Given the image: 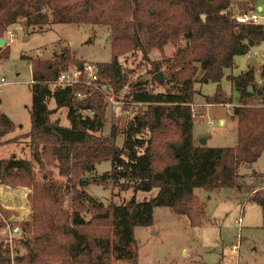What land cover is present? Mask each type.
I'll use <instances>...</instances> for the list:
<instances>
[{
  "label": "trees",
  "instance_id": "trees-1",
  "mask_svg": "<svg viewBox=\"0 0 264 264\" xmlns=\"http://www.w3.org/2000/svg\"><path fill=\"white\" fill-rule=\"evenodd\" d=\"M237 6L247 8V3L0 0V40L14 26L37 32L54 25L109 27L112 60L99 64L100 76L109 79L118 94L126 83L120 57L141 53L155 77L161 63L151 62L149 54L186 41L183 49L165 60L168 78H155V83H165V92L151 90L145 79L129 85L123 108L132 109L133 116L112 125L109 136L101 135L106 125L101 95L82 85L51 88L62 73L72 66L82 68L84 62L71 60L70 53L56 61L31 59L32 128L22 136L30 141V159L0 160V186L19 183L30 190L32 217L21 227L33 236L20 240L26 254L16 252L14 257L0 241V264H139L135 229L152 227L156 208H169L192 228L202 226L207 206L196 195L197 189L254 193L250 199L262 207L264 227V174L252 170V186L238 183L241 168L250 169L264 153V87L257 88L253 68L228 76L240 96L233 108L238 119L236 146H196L193 140L194 84L219 85L236 57L247 55L264 41V26L236 21ZM8 49L0 46V59L8 58ZM199 71L203 74L196 80ZM79 94L85 98L80 100ZM51 100L56 104L54 110L49 108ZM215 101L228 102L220 87ZM60 109L67 111L68 126L51 120ZM85 112L92 115L85 116ZM16 129L0 114V145ZM118 135L125 138L122 147L117 146ZM103 162H111V170L94 180L95 184L121 192L131 190L133 197L128 202L106 206L78 189L84 184L80 181L84 174L95 172ZM52 168L66 181L55 179ZM139 193L148 197L139 202ZM66 196L72 211L63 208ZM84 212L90 213L89 221Z\"/></svg>",
  "mask_w": 264,
  "mask_h": 264
},
{
  "label": "rangeland",
  "instance_id": "rangeland-1",
  "mask_svg": "<svg viewBox=\"0 0 264 264\" xmlns=\"http://www.w3.org/2000/svg\"><path fill=\"white\" fill-rule=\"evenodd\" d=\"M259 6L263 7L259 11ZM233 11V10H232ZM254 8L244 6L236 7L235 14H248ZM256 13L261 17L260 25L264 26V0H257ZM111 31L109 27L95 25H54L50 30L37 32L26 30L20 26L11 27L5 35L9 47L7 59H0V79L4 78L7 85L0 94V114L8 117L17 127L1 139L0 160L11 157L30 159V141L22 136L31 131V106H32V65L31 59L42 61H56L63 54L70 53L71 60L89 64H109L112 60ZM12 37H16L11 42ZM186 46L182 40L178 45H168L164 51H153L148 58L151 62L161 63V71L157 74L160 80L168 78V68L165 62L174 54ZM260 55L264 54V41L252 49ZM259 55V56H260ZM126 77L125 87L120 94L115 92L109 79L101 76L100 90L91 86L97 94L102 96V108L105 112L106 125L101 135L109 136L112 125H120L128 117L133 116V111H126L123 107L124 95L129 90L130 84H136L141 79L150 83L149 88L156 92H165L168 88L165 83L157 82L151 74L152 65L145 60L141 53L130 52L120 57ZM262 58H253L250 55L235 58L231 69L225 70V77L220 84H202L196 82L194 90V105L204 115V119L194 122L193 131L196 141L207 140L208 147H234L237 144V118L233 114V108L239 104V93L228 76H238L253 68L257 88L264 87V79L261 77L263 64ZM73 67V66H72ZM71 67V68H72ZM199 71L196 80L201 78ZM156 75V76H157ZM159 80V81H160ZM165 81V80H164ZM106 86V88H102ZM57 86H51L55 89ZM227 99V104H219L215 101L218 88ZM88 88V86H86ZM102 88V89H101ZM89 89V88H88ZM106 89V90H104ZM90 90V89H89ZM94 91H92L93 93ZM111 95V99L108 95ZM84 99L85 96L78 95ZM229 105V106H228ZM49 108L54 110V100L49 103ZM85 116L91 113L85 112ZM221 119L226 125H220ZM52 121H59L62 126H68L67 111L60 109L52 117ZM213 124L208 125L207 121ZM11 141L9 143H5ZM125 142L123 135H118L116 143L122 147ZM256 170L264 173V154L256 162ZM111 170V162L98 164L95 172L86 173L80 179L84 184L78 185V189L103 202L106 206L114 202L122 204L133 197V192H121L112 186L105 187L95 184L101 176ZM55 179L65 182V178L59 176L58 170L52 168ZM251 170L242 167L240 170L239 184L252 186L250 178ZM42 178L38 172V180ZM30 190L16 183L12 187L0 186V209L12 222L19 226L30 222L32 217L31 203L28 199ZM144 195L139 193L137 201H144ZM196 195L206 204L207 218L201 227L192 228L185 218L177 217L169 208H156L154 213L155 223L150 230V235L138 236V263L139 264H264V227L262 207L250 198L254 193L239 192L237 189H224L221 191L206 192L196 190ZM70 197L64 198V210L72 211ZM86 221L91 219L89 212L83 213ZM33 234L23 233L17 235L13 242L3 241L11 251L26 254V249L20 244V240L31 238ZM19 251V252H18Z\"/></svg>",
  "mask_w": 264,
  "mask_h": 264
},
{
  "label": "built area",
  "instance_id": "built-area-1",
  "mask_svg": "<svg viewBox=\"0 0 264 264\" xmlns=\"http://www.w3.org/2000/svg\"><path fill=\"white\" fill-rule=\"evenodd\" d=\"M261 17L256 13V11H250L248 14L236 16V21L240 24H252L259 25ZM16 37H12L11 42L15 40ZM100 68L96 64L84 63L82 68L72 67L68 71L62 73L58 80L53 84V86L60 87H73V86H88V88L94 92L91 86L95 87L96 90H100L102 84L100 83ZM7 85V81L4 78L0 79V94L2 89ZM102 88H106L103 86ZM101 88V89H102ZM106 90V89H104ZM80 95V94H79ZM81 96V95H80ZM108 97L111 99V95ZM192 118L194 121L204 119V115L200 114L197 110L196 105H192ZM208 125H212L213 121L208 120ZM0 223L2 224V229L0 231V241L13 242L17 235L22 234V229L19 226L12 224L4 213L0 210Z\"/></svg>",
  "mask_w": 264,
  "mask_h": 264
},
{
  "label": "crops",
  "instance_id": "crops-1",
  "mask_svg": "<svg viewBox=\"0 0 264 264\" xmlns=\"http://www.w3.org/2000/svg\"><path fill=\"white\" fill-rule=\"evenodd\" d=\"M238 1H243V2H245V3H247V5H249V7H251V8H254V10H255V7H256V3H257V0H238ZM259 11H262L263 10V7L262 6H259ZM248 55H250L251 57H253V58H259V57H261L262 58V62H260V64H263L264 63V54H262V55H260L258 52H254V51H252V49H251V51L248 53ZM260 55V56H259ZM250 69V68H249ZM249 69H248V71H249ZM202 72V71H201ZM246 73V72H245ZM203 74V73H202ZM202 74H201V76H202ZM196 106L197 107H199L197 104H196ZM229 106V105H228ZM237 118V117H236ZM220 125H222V126H225L226 125V121L224 120V119H221V121H220ZM237 132H238V119H237ZM196 134L194 133V131H193V140H194V144L196 145V146H201L200 145V143H198L197 141H196V136H195ZM206 146H207V140H206ZM264 154V153H263ZM256 164V163H255ZM255 164L250 168V170L252 171V170H255V171H257V172H260V173H262V174H264L263 172H261V171H259V170H256L254 167H255ZM146 197H148V195L147 196H145L144 195V199L146 198ZM154 215H155V213H154ZM151 228L152 227H147V228H144V227H139V228H136L135 229V238H136V240L138 239V236L139 235H143L144 237H147V235L149 234L150 235V230H151ZM137 242H138V240H137Z\"/></svg>",
  "mask_w": 264,
  "mask_h": 264
},
{
  "label": "water",
  "instance_id": "water-1",
  "mask_svg": "<svg viewBox=\"0 0 264 264\" xmlns=\"http://www.w3.org/2000/svg\"><path fill=\"white\" fill-rule=\"evenodd\" d=\"M6 44H7V41L5 39L0 40V46L1 47H4ZM155 78L157 80H160L161 79V76L160 75H157V76H155ZM250 91H251V89H250ZM200 145L201 146H205L206 145V140H201L200 141Z\"/></svg>",
  "mask_w": 264,
  "mask_h": 264
}]
</instances>
